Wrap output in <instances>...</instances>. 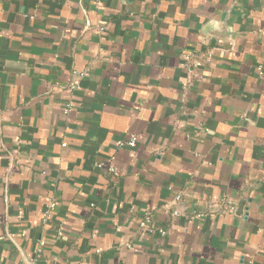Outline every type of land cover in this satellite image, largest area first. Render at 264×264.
Here are the masks:
<instances>
[{"label":"crops","instance_id":"obj_1","mask_svg":"<svg viewBox=\"0 0 264 264\" xmlns=\"http://www.w3.org/2000/svg\"><path fill=\"white\" fill-rule=\"evenodd\" d=\"M32 261L264 264V0H0V264Z\"/></svg>","mask_w":264,"mask_h":264},{"label":"built area","instance_id":"obj_2","mask_svg":"<svg viewBox=\"0 0 264 264\" xmlns=\"http://www.w3.org/2000/svg\"><path fill=\"white\" fill-rule=\"evenodd\" d=\"M74 74L76 76L73 79L69 80V82L67 84V89H68L69 92H73L75 89H77L79 87V81L85 75L84 72H74ZM70 108H71V102H67V104L65 105V108H64V112H68ZM135 141H136L135 136H131L130 138H128L126 140H123V141H120L118 143L120 145L121 144H126L128 146H134L135 145ZM178 199H179V196L176 197V200H178ZM173 213L176 214L177 212L174 210ZM146 221L149 223L150 222V218L147 217ZM29 264H37V263L35 261H32Z\"/></svg>","mask_w":264,"mask_h":264}]
</instances>
